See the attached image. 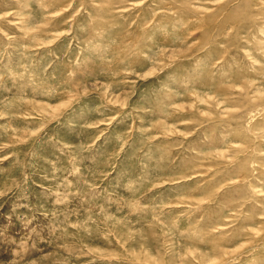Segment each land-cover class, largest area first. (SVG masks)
<instances>
[{
    "label": "rangeland",
    "instance_id": "obj_1",
    "mask_svg": "<svg viewBox=\"0 0 264 264\" xmlns=\"http://www.w3.org/2000/svg\"><path fill=\"white\" fill-rule=\"evenodd\" d=\"M0 264H264V0H0Z\"/></svg>",
    "mask_w": 264,
    "mask_h": 264
}]
</instances>
